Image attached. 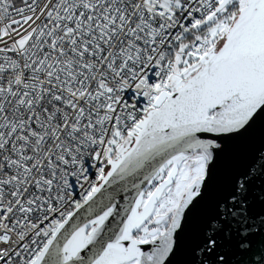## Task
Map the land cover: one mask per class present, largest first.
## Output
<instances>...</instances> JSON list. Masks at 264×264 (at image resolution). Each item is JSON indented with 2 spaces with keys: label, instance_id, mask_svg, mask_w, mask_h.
I'll return each mask as SVG.
<instances>
[{
  "label": "snow or ice",
  "instance_id": "1",
  "mask_svg": "<svg viewBox=\"0 0 264 264\" xmlns=\"http://www.w3.org/2000/svg\"><path fill=\"white\" fill-rule=\"evenodd\" d=\"M0 264H264V0H0Z\"/></svg>",
  "mask_w": 264,
  "mask_h": 264
}]
</instances>
